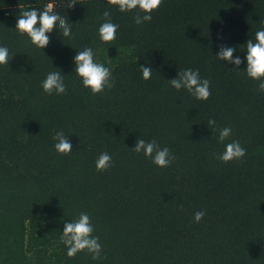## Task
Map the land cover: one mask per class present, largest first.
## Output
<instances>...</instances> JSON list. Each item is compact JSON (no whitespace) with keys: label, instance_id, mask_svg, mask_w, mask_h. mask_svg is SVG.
<instances>
[{"label":"trees","instance_id":"obj_1","mask_svg":"<svg viewBox=\"0 0 264 264\" xmlns=\"http://www.w3.org/2000/svg\"><path fill=\"white\" fill-rule=\"evenodd\" d=\"M0 0V264H264V92L246 76L244 45L264 29V0H162L137 25L107 0ZM65 16L72 35L49 33L44 49L15 31L16 18L47 4ZM119 25L104 43L103 13ZM233 47V65L218 60ZM90 47L111 70V88L97 95L74 72L77 51ZM141 66L153 70L142 79ZM198 69L211 95L196 100L168 81ZM60 70L66 92L46 94L41 83ZM209 119L215 125L208 126ZM232 129L218 142L219 130ZM63 132L72 152L57 154ZM156 141L174 157L155 166L131 149ZM246 155L223 163L225 145ZM112 166L97 171L99 155ZM203 211L196 223L194 213ZM90 216L101 258L68 257L63 226Z\"/></svg>","mask_w":264,"mask_h":264},{"label":"clouds","instance_id":"obj_2","mask_svg":"<svg viewBox=\"0 0 264 264\" xmlns=\"http://www.w3.org/2000/svg\"><path fill=\"white\" fill-rule=\"evenodd\" d=\"M108 4L117 7L121 13L136 11L133 17L135 24L140 25L152 19V13L159 8L162 0H107ZM76 3L68 5L72 8ZM53 5L47 4L43 11L35 8L23 11L16 18L15 31L26 36L32 45L39 49H44L50 43L49 33L54 29L58 30L63 38H69L72 35L71 25L65 16H61L53 11ZM111 13L105 11L103 17L105 22L98 29V36L104 43H110L116 39V32L119 25L110 21ZM246 56V67L244 72L246 76L253 81H260L257 90L264 92V29L258 30L255 33L254 41L249 39L244 45ZM236 51L233 47L221 46L218 54L215 56L218 60L227 62L233 65L230 71H236L242 63L240 57L233 58ZM9 50L5 46H0V65H8ZM75 65L74 72L81 80L82 86L90 90L93 95L102 93L105 88L113 86L111 82V70L101 63L94 60V53L90 47H86L81 51H77L73 58ZM142 79L147 81L152 76V68L150 66H141ZM240 72V71H236ZM170 86L179 91L187 90L196 100L206 101L211 95L210 81L201 79L199 70L191 68L182 70L177 73V77L168 81ZM41 87L46 94L57 95L66 92L64 76L60 70H53L46 75L42 81ZM215 125V120L209 119L208 126ZM232 133L230 127H224L219 130L218 142L223 143ZM55 141L54 149L57 154L67 155L72 152V144L64 133L57 132L53 137ZM131 151L150 158L152 163L160 168L168 167L174 157L171 155L169 148H161L156 141L146 142L144 139L138 138L135 142V147ZM246 155V149L243 148L239 141H232L225 145L222 154L219 155V160L223 163H228L232 160L242 159ZM112 166V156L107 152H103L96 160L95 167L97 171H106ZM205 213L197 211L194 213V222H200ZM94 227L91 223L90 216L81 212L79 217L71 222L64 223L63 233L60 237L61 242L65 246L68 257H74L81 251H86L91 254L93 260L101 258L102 245L99 242V237L93 236Z\"/></svg>","mask_w":264,"mask_h":264}]
</instances>
